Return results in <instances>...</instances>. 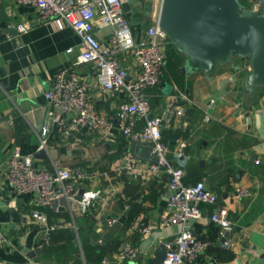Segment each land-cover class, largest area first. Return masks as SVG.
<instances>
[{
  "label": "crops",
  "instance_id": "obj_1",
  "mask_svg": "<svg viewBox=\"0 0 264 264\" xmlns=\"http://www.w3.org/2000/svg\"><path fill=\"white\" fill-rule=\"evenodd\" d=\"M135 1L122 0L126 16L134 30L146 28L159 16L162 0ZM36 14L35 8L17 0H0V114L8 117L0 125V227L8 239L0 246V264H152L161 248L159 241L184 230L181 224L164 222L172 214L169 177L164 171L151 173L150 146L127 139L116 125L105 140L85 129L68 143L63 140L49 117L45 92L61 70L76 64L81 40L70 27L34 24ZM21 23L32 26L20 33ZM110 32L109 25L95 26V35L104 43ZM171 51L169 47L168 54ZM124 65L130 73L135 71L132 61ZM183 65L168 61L162 83L147 93L154 116L161 115L175 97L183 109H194L186 122L176 119L165 126L164 141L173 164L186 168V184L203 181L219 198L217 205H203L202 218L189 225L192 233L208 243L194 264H264V88L258 90L259 100L251 110L244 88L249 63L236 62L241 65L238 72L232 65L222 67L212 78L202 73L183 76ZM78 68L90 83L99 110L118 116L116 100L103 95L90 66ZM164 81L173 86L171 95L161 89ZM46 127L50 129L48 148L39 152L40 134ZM16 146L34 156L36 167L98 172L97 178L79 187L101 191L100 199L84 214L78 203L63 200L53 207H40L34 196L14 195L6 173ZM181 148L182 160L176 156ZM127 155L141 161L140 170L125 169ZM237 188L248 189L250 195L236 197ZM217 206L227 209L233 222L226 242L211 222ZM34 211L45 215L56 229L46 231L32 218ZM112 216L118 222L109 227L106 218ZM140 224H153L154 229L146 236L139 228L131 230ZM123 242L140 247L137 260L119 259Z\"/></svg>",
  "mask_w": 264,
  "mask_h": 264
},
{
  "label": "built area",
  "instance_id": "obj_2",
  "mask_svg": "<svg viewBox=\"0 0 264 264\" xmlns=\"http://www.w3.org/2000/svg\"><path fill=\"white\" fill-rule=\"evenodd\" d=\"M23 6H31L37 14L34 24L53 23L59 29L72 28L81 40V53L76 64L61 70L55 77L45 98L50 104L49 117L63 140H69L80 130H87L98 139L109 138L114 125L129 140L143 142L150 146L149 171L157 174L164 171L168 177V190L172 214L164 222L181 224L183 232L173 238L160 240L166 249V257L160 264H194L204 254L208 243L189 229L190 220L202 218V206L217 205L219 198L211 192L205 182L186 184L187 171L184 166L174 165L169 157V147L164 141L165 126L174 120L182 119L183 108L178 97L173 98L161 115H153L151 98L147 91L159 86L167 70L168 48L171 42L161 29L159 16L146 28L134 30L128 20L122 0H17ZM259 10V4H254ZM109 25L111 32L106 43L95 35V26ZM31 23L17 26L20 33H26ZM72 50H69L70 53ZM126 60L134 63L135 71L129 72L124 65ZM80 65L90 66L99 89L104 96L116 100L118 116H110L99 110L96 99L90 92V83L80 71ZM251 68V67H250ZM251 70V69H250ZM183 95H181L182 97ZM210 118L207 117L208 122ZM50 129L44 128L40 134L39 152L47 150ZM184 158L182 148L176 154ZM141 161L127 155L125 169L138 171ZM2 165H0V170ZM98 172H89L83 168L57 167L50 171L36 167L34 156L24 154L16 146L9 159L6 177L11 191L16 196L35 197L40 207H53L66 200L70 204L78 203L82 213L88 214L101 197L99 190L81 191L80 185L94 180ZM248 189L237 188L236 197H247ZM81 196L82 200L78 197ZM46 231L52 232L56 226H49L48 218L39 211L32 213ZM118 222L117 217L106 218L111 227ZM211 222L220 228V237H227L233 229L229 211L215 207ZM143 235L151 233L153 224L133 225ZM8 241L0 227V246ZM137 245L123 242L119 247L120 260L135 261L141 255Z\"/></svg>",
  "mask_w": 264,
  "mask_h": 264
},
{
  "label": "water",
  "instance_id": "obj_3",
  "mask_svg": "<svg viewBox=\"0 0 264 264\" xmlns=\"http://www.w3.org/2000/svg\"><path fill=\"white\" fill-rule=\"evenodd\" d=\"M244 2L246 0H162L159 23L171 44L184 57L180 69L183 76L202 73L212 78L222 67L232 65L238 72L241 65L236 62L249 63L251 70L244 78V88L253 110L259 100L258 90L264 88V12L247 8ZM131 3L136 1L131 0ZM161 89L171 95L174 88L164 81ZM243 105L244 102L240 107ZM183 112L182 120L186 122L194 109L187 108ZM7 119L0 114V125ZM195 222L190 220L189 225ZM226 240L227 237L222 239ZM165 257L166 249L161 245L152 264L162 263Z\"/></svg>",
  "mask_w": 264,
  "mask_h": 264
},
{
  "label": "trees",
  "instance_id": "obj_4",
  "mask_svg": "<svg viewBox=\"0 0 264 264\" xmlns=\"http://www.w3.org/2000/svg\"><path fill=\"white\" fill-rule=\"evenodd\" d=\"M170 49L172 50L170 54H168V61L171 59H174V62H181V64L184 62V57L181 53L178 52V50L171 44ZM178 64V63H177ZM175 64L176 66H178Z\"/></svg>",
  "mask_w": 264,
  "mask_h": 264
},
{
  "label": "flooded vegetation",
  "instance_id": "obj_5",
  "mask_svg": "<svg viewBox=\"0 0 264 264\" xmlns=\"http://www.w3.org/2000/svg\"><path fill=\"white\" fill-rule=\"evenodd\" d=\"M248 3L252 2V3H257L259 4V11L260 12H264V0H246ZM254 5V4H253ZM253 8V6L251 7Z\"/></svg>",
  "mask_w": 264,
  "mask_h": 264
},
{
  "label": "rangeland",
  "instance_id": "obj_6",
  "mask_svg": "<svg viewBox=\"0 0 264 264\" xmlns=\"http://www.w3.org/2000/svg\"><path fill=\"white\" fill-rule=\"evenodd\" d=\"M242 1H244V0H242ZM245 4H246V6H247V8H251L252 6H254L253 4H255V3H252V2H244Z\"/></svg>",
  "mask_w": 264,
  "mask_h": 264
}]
</instances>
